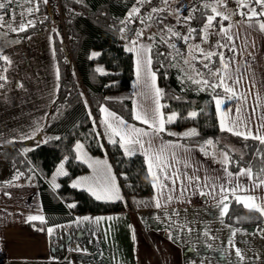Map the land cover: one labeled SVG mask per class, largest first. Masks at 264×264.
Instances as JSON below:
<instances>
[{"label": "crops", "instance_id": "1", "mask_svg": "<svg viewBox=\"0 0 264 264\" xmlns=\"http://www.w3.org/2000/svg\"><path fill=\"white\" fill-rule=\"evenodd\" d=\"M176 1L171 0L162 9L170 11ZM212 6L221 14L218 16L219 20H226L214 32V46L221 45V53L225 58L224 64L228 66V72L233 80H239L235 91L241 97L238 100L229 98L228 94L220 96L224 101L221 105V114L226 118L234 119L236 107L243 105V118L250 116L255 130L264 122L262 119L264 118V31L259 29V23L264 22V18H254L252 21H249L246 15L240 18L234 11L223 6L221 0L219 2L215 0ZM241 9L245 11L247 7ZM225 16L228 19H223ZM222 28L228 30L227 35L221 31ZM140 33L142 36L136 44H126L128 49H133L131 51L133 73L130 81L132 112L133 101L136 105L152 104L150 89L145 87L144 73H141L139 81L137 78L138 57L135 49L137 47L150 49V37L147 35L146 27L143 26ZM228 36H231V40ZM24 40L28 43L22 45L21 51L14 45L4 46L1 49L0 55L6 56L10 63H6L7 71H4L7 81H3V87L0 88V144L12 140L25 141V147H31L41 141L38 132L55 97L58 70L51 28L46 27L33 32ZM33 44L40 45L44 51L33 56L39 60V74H34L29 66L25 67L26 70L17 73L13 65L16 61H26L32 55L29 50ZM231 48L235 51H231ZM150 71L155 74L156 86L159 88L157 75L151 66ZM215 97L213 104L219 125ZM160 104L162 105L161 100ZM253 109L255 115H252ZM106 110L103 113L100 111V122L107 130L102 121L107 118V113L112 112ZM161 112L165 116L162 108ZM127 123L150 134L152 132L144 124ZM115 138L119 140V137ZM160 142L183 146L177 150L181 157V163L177 167L181 172L190 176L194 173L200 177L201 183L208 177H219V183L228 187L234 186L236 181L229 183L227 173L224 171L225 166L206 157L200 147L165 139L159 135L155 143ZM77 143L82 145L81 153L76 151ZM100 146L102 152L94 154L88 150L83 141H75L76 158L87 166V170L72 176L70 185L82 178H88L91 183L111 176L115 179L120 199L124 200L125 195L112 160L105 146L103 144ZM142 157L145 163L143 154ZM184 157L188 158L191 167H183ZM61 163L64 165L63 171L67 173L64 157L55 165L52 172L44 177V182L52 189H55L53 178L55 177V183L58 184L59 177L63 176L57 175ZM228 171L235 174L239 169L236 171L228 169ZM149 179L152 184L150 176ZM239 183L246 189L253 187L252 182L245 177H241ZM76 188L88 191L87 185L84 184ZM152 189L150 195L128 196L126 198L128 206L124 210L74 214L73 207L69 208L68 205H75V201L63 202L67 212L65 210L54 212L45 207L43 209L38 187L33 178L29 181L21 180L2 185L0 186V264H241L235 255V249L227 243L229 238L233 240L235 248L243 254L242 264H264V216L262 222L258 224L232 225L225 220V216L221 217L220 209L217 207L218 198L201 196L199 192L191 191L181 197L179 183L176 185L177 190L171 193L173 197L179 199L174 198L171 203L158 209L154 203L158 189H154L153 186ZM249 194L257 197L259 202V199L264 197V189L257 188L252 192L238 193L242 196ZM164 195L168 193L165 192ZM231 197L233 196H229L227 200L228 205ZM173 212L179 214L173 215ZM29 215H41L45 220L48 217L67 219L49 224L44 233H35L28 227ZM86 216L90 218L88 221L83 220ZM94 218L102 219L97 223ZM181 225L185 227L181 228ZM48 228L54 230L51 236L47 232ZM189 228L192 230L189 231ZM233 232H235L234 236Z\"/></svg>", "mask_w": 264, "mask_h": 264}, {"label": "trees", "instance_id": "2", "mask_svg": "<svg viewBox=\"0 0 264 264\" xmlns=\"http://www.w3.org/2000/svg\"><path fill=\"white\" fill-rule=\"evenodd\" d=\"M214 1L191 0L182 8L179 22L169 20L165 8L143 20L152 23L162 34V37L155 35L149 38L151 68L157 75L159 89L164 93L161 102L165 116L170 111L177 114L176 121L166 124V132L160 135L186 145H196L203 149L206 157L220 163L213 147L204 143L212 139L217 151L230 156L231 163L227 165L230 171L252 167L254 173H259L264 168V145L258 140L244 139L219 129L213 97L227 94L223 89L214 92L210 88L193 84L183 71V59L189 50L185 40L181 38L186 33L180 32L176 26L181 25V21L185 22L187 34L190 29H195L191 32V37L194 41H200L207 16L214 14ZM135 3L136 0H47V3L40 0V10L44 13L46 22L53 25L52 41L59 77L57 88L45 122L38 132L42 136L39 143L31 147H25V141L12 140L0 144V186L33 178L43 209L45 207L54 212H67L63 202L75 201L72 209L74 214L124 210L128 206V196L152 194V184L142 154L137 152L131 157L126 156L118 142L106 143V150L125 195L124 200H97L88 191L70 185L72 176L87 170V166L76 158L75 141H83L94 154L102 152L92 120L93 116L100 118L102 106L129 123L143 125L133 119L130 92L132 53L126 47L129 43L121 32L127 26V15ZM206 4L211 6L206 8ZM189 16L190 21L185 19ZM60 18L62 23L59 22ZM225 22L226 20H219L216 16L213 21L214 29ZM44 28H33L21 33L0 29V37L23 40L29 34ZM173 33H179L180 36ZM221 49V45L217 44L211 52L219 54ZM191 62L194 69L208 79L211 77L204 63H208L213 69L221 67L219 55L213 56L210 61H204L203 55L197 52ZM5 65L4 59L0 58V75H4ZM98 67L102 72L97 71ZM195 79L199 80L201 77L197 76ZM192 111L198 113L195 118L188 116ZM188 127L195 129L199 135L191 138L183 137L182 133L167 135L168 131L181 132ZM114 139L118 141L117 138ZM64 157L67 175L59 177V188L52 189L44 182V177ZM17 176L19 179H16ZM65 219L67 218L48 217L44 223L28 222V227L32 232L44 233L49 224ZM225 220L240 226L261 223L262 216L249 211L231 197Z\"/></svg>", "mask_w": 264, "mask_h": 264}, {"label": "snow or ice", "instance_id": "3", "mask_svg": "<svg viewBox=\"0 0 264 264\" xmlns=\"http://www.w3.org/2000/svg\"><path fill=\"white\" fill-rule=\"evenodd\" d=\"M12 0H7V3L10 4ZM47 3V0H44ZM150 0H137V3H149ZM167 2V0H165ZM219 2V0H217ZM240 7H247L249 9L248 13H240L241 15H246V18L249 21H252L254 18H259L264 16V0H244V2H240ZM211 5L206 4L205 7H210ZM257 6L260 11L257 10ZM6 3H0V9H5ZM38 10V8L36 9ZM33 9H28L29 14ZM160 9L153 7L152 12H158ZM214 15L207 16L206 23L202 31L207 33V31L213 26V21L216 19V16H220L221 14L216 12L215 7L212 8ZM140 9L137 7H133L132 10L128 13V20L131 21L134 16L139 15ZM186 20H191V17H186ZM223 19H228V17H223ZM0 20H3V17L0 16ZM31 21L28 22L31 25ZM259 29L264 31V22L259 23ZM16 31L17 29H12ZM27 28L24 24H21L19 27V31H26ZM124 30L121 29V32ZM171 31V29L169 30ZM195 31V29L189 30L188 36L181 37L185 41H187L191 32ZM221 31L227 35V29H221ZM137 36H142V33L137 32ZM175 36H180L179 33H173ZM228 39L231 40V36H228ZM133 44L137 42L132 41ZM175 47V45H171ZM199 49V46H196ZM231 51H235L234 48L230 49ZM129 51H133V49H129ZM137 53V78L138 81L141 78V73H144V81L145 87L150 89V99L152 100V104L149 106L144 105H136V102L133 101V119L138 122L146 125L149 129L152 130L151 134L148 131L143 129H137L134 126H129L127 121L123 118L116 116L113 113H107V118H105L102 123L106 126L109 140L112 143H119L120 147L124 150V154L126 156L131 157L135 155L137 152H140L145 157V164L147 167L148 175L151 177L152 186L154 189H158L157 196L154 197V203L156 208L165 207L167 203H171V201L175 199H179V197H173L171 195L172 192H175L177 183L180 184V196L184 197L186 193L199 192L201 196H211L214 199L218 198L217 207L220 209L221 217H224L228 214L229 205L227 200L229 196H233L235 198L236 203L242 204L249 211H255L259 213L260 216H264V197L259 199L253 195H238V193L242 191L252 192L257 188L264 189V168L260 169L259 173H254L252 167H241L237 173H232L228 171L227 165L231 163V158L227 153H221V163L225 165L224 171L227 173V177L229 179V183L231 184L233 181H236L233 187H228V185L219 183L220 178L208 177L203 183H201L200 177L196 176L194 173L190 176L185 172H181L177 167L181 163V157L178 154L179 149L183 146L179 144H170L160 142L156 144V138L161 134L166 132V124H171L176 121L177 114L172 113L168 115L166 118L161 112V108L163 107L160 104V100L163 97L164 93L161 89L156 86V76L153 72L150 71V66L152 64L151 56L149 55L150 49L145 47H137L135 49ZM204 57V61H210L213 56L219 55L220 57V68H210L208 63H204V67L208 68V75L211 79L204 77V74L199 72L198 70L191 67L189 60H185L186 64H189L191 71L196 72L197 76H200L201 79L197 80L192 75H188L187 79L190 80L193 84L202 85L203 88H210L212 91H216L217 89H223L225 94L229 95V98L241 99L235 91L236 85L239 84V80H233L232 75L228 72V66L224 64V56L222 53L215 52H201ZM97 55V54H94ZM4 59L5 63H10L8 58L0 57ZM3 71H7V69H3ZM98 72H102V69H97ZM57 78H59L57 76ZM0 81H7V77L4 75H0ZM231 81L232 83H229ZM3 87V84H0V88ZM203 90V89H202ZM223 99L217 94L215 97V104L217 109V114L219 116V129L221 132H228L234 136H239L244 139H255L260 142V144L264 145V122L260 124L258 128L253 130L252 120L249 116L248 118H243V105L237 106L236 117L226 118L223 114H221V105L223 103ZM100 111L106 112L107 110L102 106ZM227 111V109H225ZM198 115L197 112L192 111L188 113L190 118H195ZM252 115H255V109L252 110ZM182 118V117H181ZM264 119V118H262ZM167 135L174 136L175 133L168 131ZM199 133L195 129H191L185 133H183V137H196ZM113 137H119V140L113 139ZM59 139V137H57ZM206 146H212L214 141L209 139L204 142ZM76 151L78 153L82 152V145L77 143L75 145ZM203 150V149H202ZM187 151V149H185ZM99 163V162H94ZM92 164H90V167ZM192 165L190 164L187 157L183 158V167L189 168ZM64 165L60 164L57 175H67L66 172L63 171ZM110 172V169H109ZM241 177L247 178V180L252 182L253 187L251 189H246L241 183H239V179ZM19 179V176L16 177ZM53 187L59 188V185L55 183V177L53 178ZM81 184L87 185V190L97 199H120L118 189L115 186L114 177H107L103 180H94L93 182H89L88 178H82L76 180L72 187L76 188ZM208 189V191H205ZM219 189V192H217ZM165 192L168 195H164ZM190 202V201H189ZM69 208L75 207L73 204L68 205ZM178 212H173V215H178ZM89 217H83L84 221H88ZM97 223L102 218H94ZM111 219V218H108ZM28 222L32 221H40L41 223L45 222V218L41 215H29L27 217ZM181 228L185 227V225H181ZM43 230V229H41ZM189 231L192 229L189 228ZM53 228H48L47 232L51 236L53 233ZM207 235V233H205ZM235 235V232L232 233ZM235 249L236 257L241 261V264L244 260V256L238 248H235V244L231 238H229L228 242Z\"/></svg>", "mask_w": 264, "mask_h": 264}, {"label": "rangeland", "instance_id": "4", "mask_svg": "<svg viewBox=\"0 0 264 264\" xmlns=\"http://www.w3.org/2000/svg\"><path fill=\"white\" fill-rule=\"evenodd\" d=\"M189 0H177L176 2L173 3L172 5V8L170 9V11H167L168 12V16H169V20L173 21V23L175 22H179L178 21V18L179 16L181 15V10L183 7L187 6L189 4ZM183 5V6H182ZM182 7V8H181ZM173 9V10H172ZM243 10V9H242ZM241 9L238 10V12L235 14L237 16H240L243 17L244 15H241L240 13H244L245 11H242ZM246 10V9H245ZM257 20V19H256ZM262 22V21H260ZM53 25L52 24H48L46 26H44L45 28L46 27H49L51 28ZM143 26L146 27V30H147V35L151 38L155 35H158L160 37H162V34L161 32L150 22H142L141 24V29H140V32L143 30ZM180 32H184L187 34V31H188V28L186 27V23L181 21V25H177L176 26ZM214 32H215V29H214V26H212L208 31L207 33H205L203 31V37L201 38L200 41H194L192 39V37L190 36V38L185 41L186 42V45H187V48H188V55L183 59V71L187 74V75H192L193 77H197L196 75V72H193L191 71L190 67H189V64H186L185 63V60H189L190 64H191V67H193L192 65V62H191V59L193 57V55L197 52L201 53V52H204V53H207V52H211L214 48V44H215V40H214ZM185 36H188L189 34H187ZM24 43H28L26 40H8V37L7 36H1L0 37V45H1V49L5 46H9V45H14L16 47V49L19 48V50L21 51V47ZM13 46V47H14ZM196 46H199V49L196 48ZM14 47V48H15ZM1 49H0V54H1ZM29 52L32 54L29 56V58L26 60V61H16V64L13 65V68H15V70L17 71V73L21 72L22 70H26L25 67L26 66H29L31 71L34 73V74H39L38 71H40V67H39V60H37L35 57H33L34 55H37V54H42V52L44 53V51L42 50L41 46L40 45H32L30 47V50ZM44 68V67H43ZM6 69V65H5V68ZM41 70H43L41 68ZM173 112H167L166 114V117L170 114H172ZM93 120V118H92ZM98 122H99V126H100V129H101V134L97 132V136H98V140L100 141V144H103L106 148V143H112L110 142L109 140V135H108V131L104 128V126H102L101 122H100V118L97 119ZM94 121V120H93ZM96 129V128H95ZM192 128L191 127H188L186 129H184L183 131L181 132H174L175 134H183L189 130H191ZM97 131V130H96ZM38 137H42V136H39ZM115 137H113L114 139ZM36 144V143H35ZM213 147V151L214 153L219 157L221 158V151H217L215 149V147L212 145ZM27 181H29V179H26Z\"/></svg>", "mask_w": 264, "mask_h": 264}, {"label": "built area", "instance_id": "5", "mask_svg": "<svg viewBox=\"0 0 264 264\" xmlns=\"http://www.w3.org/2000/svg\"><path fill=\"white\" fill-rule=\"evenodd\" d=\"M171 0H150L149 3H137L135 7L140 9L139 15L134 16L131 21L127 19V26L123 29V36L127 43H132V41H137L140 36H137L136 33L140 32L141 23L144 19L150 16L153 13L152 8L156 7L158 9H162L164 5ZM222 5L231 9L235 13L241 9L238 0H221ZM0 3H6L5 9H0V16L3 17V20H0V29L6 30L11 33H21L23 31H19V27L21 24H24L27 28H40L48 25L46 22V17L43 12L40 10V0H12L10 4L7 3V0H0ZM134 7V6H133ZM132 7V8H133ZM38 8V10H36ZM257 10L260 11L261 9ZM28 9H33L31 14H29ZM132 10V9H131ZM130 10V11H131ZM242 10V9H241ZM249 9L245 10V14H247ZM128 18V15H127ZM31 21V25L28 22ZM62 23V19L59 20ZM12 29H17L13 31ZM93 123L98 133H102L99 122L95 116H93Z\"/></svg>", "mask_w": 264, "mask_h": 264}]
</instances>
